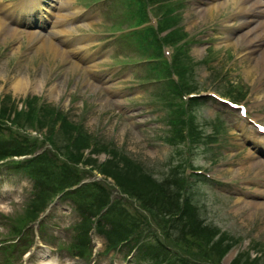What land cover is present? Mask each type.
I'll list each match as a JSON object with an SVG mask.
<instances>
[{"label":"rangeland","instance_id":"374dc122","mask_svg":"<svg viewBox=\"0 0 264 264\" xmlns=\"http://www.w3.org/2000/svg\"><path fill=\"white\" fill-rule=\"evenodd\" d=\"M17 2L0 0L10 6ZM61 2L46 27L17 22L12 14V24L22 32L10 38L0 29V99L24 112L26 101L36 97L45 106L58 107L81 128L78 133L68 132L62 123H43L34 136L36 130L29 123L24 129L10 124L15 117V111H10L9 121L0 118V138L5 133L6 139L18 133L32 137L38 142L36 150H42L37 166L44 164L46 154L53 160L52 167L66 164L61 171L78 172L87 188L76 196L92 211L98 205L97 196L91 199L85 192H93L90 185L96 180L109 194L103 199L110 197L114 206L144 218H131L135 233L144 239L129 250L124 247L126 241L114 240L119 248L108 250L106 239L92 229L91 254L86 258L69 255L64 248L72 242L79 219L73 204L57 197L44 212L39 210L34 221V201L49 203L54 191L30 197L33 183L28 174L0 161V264H154L164 260L169 264H230L239 256L246 257L239 264H264V192L260 187L264 178L254 179L262 171L260 166L247 169V153L252 151V156L264 160V152L254 150L252 137L244 134L250 131L255 137L251 123L213 98L219 94L242 102L252 112L249 118L264 123L263 65L250 70L258 52L245 55L246 47L235 43L241 18L233 14V3L208 11L218 0H181L178 15L169 16L159 33L163 43L170 37L178 39L176 44H163L168 71L155 74L157 66L147 64L145 58L154 55L149 50L141 53L135 37L125 34L133 30L126 25L136 24L129 15L135 7L131 0V9L125 0ZM148 9L154 20L159 17L154 5ZM54 28H61L64 38L76 42L62 44L65 49L80 44L90 58L77 60L52 53L27 36L32 30L49 36ZM20 75L30 80L23 91L12 85ZM161 77L167 79L157 80ZM34 79H40L42 87H30ZM175 116L174 125L170 119ZM91 136L97 143L93 137L89 142ZM192 169H203L210 177L193 174ZM149 175L152 182L147 180ZM63 176L64 171L50 182L51 189L56 190ZM184 176L188 183L182 194L183 209L180 214H164L163 208L174 211L171 201L176 197L171 199L159 184L181 185ZM113 183L132 187L130 196ZM100 190L96 189V195L102 197ZM107 208L98 205L99 212L114 216ZM131 219L121 215L112 220L121 228ZM223 246H227L224 253L228 252L219 255Z\"/></svg>","mask_w":264,"mask_h":264},{"label":"bare ground","instance_id":"6f19581e","mask_svg":"<svg viewBox=\"0 0 264 264\" xmlns=\"http://www.w3.org/2000/svg\"><path fill=\"white\" fill-rule=\"evenodd\" d=\"M43 1H45V3ZM61 1L62 0H19V2L14 4V6L0 4V29L5 30L3 31V35H8V37L10 38H16L22 32V29H19L12 24V22H15V19L12 17V14L15 15L17 22L18 20L22 19L23 21H25V23L46 26L55 8H59L57 7V4L64 3ZM229 1L233 3V7L235 8L233 14H239L241 18L239 24L241 28V33L238 34L235 43H242L246 47L248 51L244 52L245 55L258 52L255 56H253L255 59L251 67L252 69L250 70L258 69L259 65H263L264 69V1L218 0V3H213L211 5L212 7L206 8V10H219V7H223ZM63 5H66V3ZM69 13L72 12H68L67 14ZM231 17L232 16L226 18V20L223 22L224 26L231 19ZM6 19L10 20V24L7 23ZM61 31V28H54L50 31L51 35L46 36L40 33V31L32 30L30 32H27V36L34 41L40 42L38 43L39 47H41L42 49L50 50L52 53L67 55L71 57L74 56L77 60H86L90 58L86 53V49L80 47V44L78 46H74L72 49H65L64 45L62 44H66L68 42L70 43V45H74L76 42L69 41L68 39L64 38L65 36H62ZM82 40L83 39H77V42H81ZM0 77H2L1 73ZM29 81L30 80H28V76L20 75L17 78L15 77L12 85L15 90L23 91L27 87ZM40 81V79H34L30 87H42V82L40 83ZM54 89L55 88L52 87L51 90L53 91ZM245 134H247L246 136H253L250 131L249 133L245 132ZM252 139L254 148L264 149V135L260 134V139H257V137L254 136L252 137ZM251 154L252 151H249L247 153V155H249V166L247 167V169H252L255 166H260L262 171H258V173L254 174V179L257 176H262L264 178V160L256 158ZM243 168L244 165L239 167L240 170H243ZM262 183L263 184L259 186L264 192V181H262Z\"/></svg>","mask_w":264,"mask_h":264},{"label":"trees","instance_id":"16d2710c","mask_svg":"<svg viewBox=\"0 0 264 264\" xmlns=\"http://www.w3.org/2000/svg\"><path fill=\"white\" fill-rule=\"evenodd\" d=\"M165 7H168V5L165 6ZM167 19H168V17L166 16V13H165L164 14L163 23ZM177 40L178 39H171V37H170V38H167L164 43L165 44H176ZM162 63H167L168 64V62H166V61H163ZM177 66H178V63H177ZM167 68H168V66H167ZM26 103H27V106H26ZM26 103L24 102V105L26 106L25 111L21 112V111H19L17 109L16 105L8 106L7 104L4 103V100L2 101V99H0V118L7 119V121H9V119H8L9 118V116H8L9 112L10 111H15V113H13L15 115V117L10 120V124L13 123L15 127H19L21 129H24V127H26V122L29 123L30 127L34 128L35 130H38V128H40L43 125V123L46 124V123H55V122L56 123L57 122L62 123L63 126H65L68 129V132H69V130L70 131L71 130H75V132L78 133V131L81 128V124L78 125V124H75L73 122L71 123L62 110H60L58 108H53V107H51L49 105L45 106L44 104H39L36 97L29 98L28 102L26 101ZM176 114H177V112H176ZM170 121H171L172 124L175 125L176 122L178 121L177 116L171 118ZM183 121H187V120L183 119ZM19 134L20 133H18L17 137L14 139V141H13L14 143H13L12 147L6 148L7 147L6 145H1L0 146V158H6V157L11 156V155H22V154H28V153L35 152V150H36V148L38 146L37 140L36 139H32V137H28L27 135H22V134L19 135ZM92 137L93 136L90 137L89 142L91 141ZM191 140H192V136H191ZM93 143H97V139L96 138H94V142ZM73 144H74V142H71V145H73ZM90 145L91 144H88L87 146H90ZM40 157H41V154H39V157L37 159V163H39ZM43 157L45 158V162H44L43 165H41V166L39 165V166H40L41 170L43 171L42 174H43L44 182H45L46 186H50L49 185L50 182H52V181L54 182L56 179L58 180L59 179L58 175L60 173H62L63 171H64V176L61 179L57 189H62V188L64 189L66 187H69V186H72V185L76 184L79 181L80 178L78 176V172L72 171L69 168H65L64 170L61 171L60 169L63 166L61 168H59L57 164H54V166L52 167L53 160H52L51 157H49V155L44 154ZM66 160H68L70 162L77 163L70 156H66ZM63 165H66V164H63ZM132 168L135 169L134 166H132ZM141 170H143V169L141 168ZM135 172L137 173V170L134 171L133 173H135ZM146 172L149 173L148 171H146ZM150 178L151 177L149 175L147 177V180L149 182H152V180ZM181 179H182V177H181ZM164 180L166 181V178ZM162 183L163 184H159L160 188L161 189L164 188L166 190V192L171 195V199H172L173 196L176 197L175 200L172 199V201H171V205H172L174 211H172L171 209L163 208L164 209V214H166V213H169V214H172V213L173 214H180V211L183 209V206L185 204L184 203V199L182 197V190H183L182 184L180 185L178 183H174L171 186L167 182H162ZM118 186L120 187V189L122 191H124V192H126L128 194H129L128 190H130V188H132V187L128 186L127 184H124V185L120 184ZM85 188H87L86 185H81L80 187H78L75 190V192L76 193L77 192L80 193L83 190H85ZM132 192H134V191H132ZM101 193H102L101 194L102 197H100L99 195H96V193L94 191L91 192V193L85 192V197H90L91 199H93V198H96V196H97V199H96L97 204L100 205V206H105L107 204L105 202H106V200L108 201V199L107 198L103 199L104 193L103 192H101ZM178 195H179V200L177 199ZM75 197H76V200L78 202H80V199H81L80 196H78V197L75 196ZM102 199H103V202L100 201ZM46 203L47 202L44 201L43 204H40L38 201H36V200L34 201L33 209L31 211L32 216L34 217V219L38 216L39 210L44 208ZM98 205L95 207V209H93V211L96 212V213L99 212ZM85 210L89 211V209L87 207H85V205H84L81 208V212L83 213ZM151 211H152V213H154L155 209L153 208V209H151ZM32 216L29 217V218H33ZM102 216L105 218V220L104 221H98V229L100 231H103L107 235V237L109 239H111V232L116 235V237L114 236V239L117 240L118 239L117 236H119L120 233H122L125 230H127V226L126 225L125 226L122 225V227L119 228V226L117 224H112L111 232H110V229L106 228V223H108V222H106V217H105L104 214ZM90 225H91V222H87L86 225L81 226L79 228L80 232L78 234L77 242L73 243L71 245V247L76 249V250H78L79 254L82 255V256H84L85 253H87V251H89V249L87 248V246H88V243H87V228H89ZM135 231H136V229L133 227L131 229V232L135 233ZM110 245H112V244H110ZM212 246H213V243H212L211 247ZM227 246L226 247L225 246L221 247L222 249L218 252L219 255L221 253L223 254L225 252V250L227 249ZM245 259H246V257L239 256V257H236L230 264H235V263H238V262L243 263L245 261Z\"/></svg>","mask_w":264,"mask_h":264}]
</instances>
